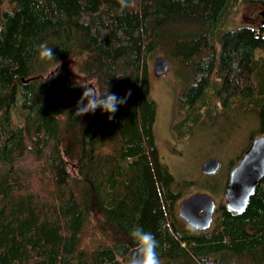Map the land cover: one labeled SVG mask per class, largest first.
Here are the masks:
<instances>
[{
	"label": "trees",
	"instance_id": "trees-1",
	"mask_svg": "<svg viewBox=\"0 0 264 264\" xmlns=\"http://www.w3.org/2000/svg\"><path fill=\"white\" fill-rule=\"evenodd\" d=\"M235 1L130 0L123 13L118 0L0 1V264H128L135 225L161 264H264V178L213 229L181 223L150 98L149 60L167 54L194 122L216 97L253 108L264 132V26L223 28ZM71 59L77 73L51 69ZM85 83L126 102L112 119L76 116Z\"/></svg>",
	"mask_w": 264,
	"mask_h": 264
},
{
	"label": "rangeland",
	"instance_id": "rangeland-1",
	"mask_svg": "<svg viewBox=\"0 0 264 264\" xmlns=\"http://www.w3.org/2000/svg\"><path fill=\"white\" fill-rule=\"evenodd\" d=\"M263 6L262 3L236 0L228 12L223 28L235 29L251 23L257 11L263 10ZM166 55L163 54L170 61L169 71L161 76L154 74L153 60L156 57L154 55L149 60L148 77L150 98L156 102L154 128L156 141L162 161L168 165L175 177L174 189L180 197L174 204V209L182 223L178 212L179 204L182 199L195 192L209 193L215 198L218 207L226 203L225 189L230 171L238 163L252 139L264 132L261 131L260 121L253 108L250 106L242 108L236 101H232L231 107L225 109L223 103L216 97L199 108V119L194 122L195 114H188L184 108H180L179 96L186 82L182 65ZM64 63L51 69L56 73L79 71L73 59ZM185 114L190 120L181 129L176 128V124ZM213 156L220 159L219 170L212 174L203 173V163ZM216 213L210 230L216 226L219 211ZM85 244L92 245V240L85 241ZM132 255L129 256V260Z\"/></svg>",
	"mask_w": 264,
	"mask_h": 264
},
{
	"label": "water",
	"instance_id": "water-1",
	"mask_svg": "<svg viewBox=\"0 0 264 264\" xmlns=\"http://www.w3.org/2000/svg\"><path fill=\"white\" fill-rule=\"evenodd\" d=\"M1 1V0H0ZM264 15V10L260 12ZM169 60L158 55L153 60V70L156 76L168 72ZM220 159L216 156L208 158L202 166V171L212 174L219 170ZM264 178V134L256 137L246 149L239 162L229 175L225 189L226 206L234 212L246 210L258 184ZM216 201L206 192H196L182 200L178 212L188 224L197 229H208L213 221ZM203 211V212H202ZM133 248L130 254H134Z\"/></svg>",
	"mask_w": 264,
	"mask_h": 264
},
{
	"label": "clouds",
	"instance_id": "clouds-1",
	"mask_svg": "<svg viewBox=\"0 0 264 264\" xmlns=\"http://www.w3.org/2000/svg\"><path fill=\"white\" fill-rule=\"evenodd\" d=\"M118 2L121 13L131 7L130 0H118ZM38 56L41 60L54 59L52 48H49L44 43L38 46ZM81 87L84 91L77 101L76 116L95 113L97 109H100L103 113H108V118L112 119L118 105L126 102L127 97L118 98L115 94H109L107 88L103 92H100L91 83H85ZM137 218H139V213L137 214ZM129 234L135 243V249L128 264H161L160 257L156 251L159 242L153 233L145 231L140 225H135L131 228Z\"/></svg>",
	"mask_w": 264,
	"mask_h": 264
},
{
	"label": "flooded vegetation",
	"instance_id": "flooded-vegetation-1",
	"mask_svg": "<svg viewBox=\"0 0 264 264\" xmlns=\"http://www.w3.org/2000/svg\"><path fill=\"white\" fill-rule=\"evenodd\" d=\"M263 10H264V8H263ZM260 11H261V10H258V11H257V14H256L255 19H254L251 23L247 24V26H250V27L255 28V29H257V30L260 29L262 26H264V15H262V14L260 13ZM243 26H244V25H243ZM262 134H264V133H262ZM259 135H261V134H259ZM259 135H258V136H259ZM258 136H256V137H258ZM256 137H254V138L252 139V141H253ZM252 141H251V143H252ZM251 143H250V144H251ZM249 146H250V145H249ZM245 151H246V150H245ZM242 156H243V155H242ZM240 159H241V158H240ZM240 159H239V160H240ZM238 162H239V161H238ZM234 167H235V166H234ZM234 167H233V168H234ZM233 168H232V169H233ZM231 171H232V170H231ZM231 171H230V172H231ZM229 175H230V174H229ZM188 197H189V196H188ZM185 198H187V197H185ZM185 198H184V199H185ZM184 199H182V200H184ZM214 199H215V198H214ZM225 199H226V198H225ZM182 200H181V201H182ZM215 201H216V200H215ZM225 201H226V200H225ZM224 205L226 206V203H225ZM220 207H221V206H219V207L217 206V202H216V208H215V211H214L213 222H214V220H215V216H216V214H217L216 212L219 211ZM202 212H203V211H202ZM213 222H212V224H213ZM198 230H202V229L199 228Z\"/></svg>",
	"mask_w": 264,
	"mask_h": 264
}]
</instances>
